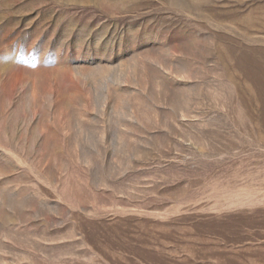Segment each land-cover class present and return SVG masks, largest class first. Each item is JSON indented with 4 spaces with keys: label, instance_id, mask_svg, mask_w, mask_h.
<instances>
[{
    "label": "rangeland",
    "instance_id": "1",
    "mask_svg": "<svg viewBox=\"0 0 264 264\" xmlns=\"http://www.w3.org/2000/svg\"><path fill=\"white\" fill-rule=\"evenodd\" d=\"M0 264H264V0H0Z\"/></svg>",
    "mask_w": 264,
    "mask_h": 264
}]
</instances>
